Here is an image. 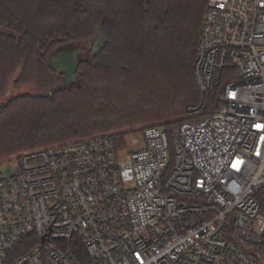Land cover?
<instances>
[{"label": "built area", "instance_id": "obj_1", "mask_svg": "<svg viewBox=\"0 0 264 264\" xmlns=\"http://www.w3.org/2000/svg\"><path fill=\"white\" fill-rule=\"evenodd\" d=\"M194 76L202 120L8 160L0 264H264V0H208Z\"/></svg>", "mask_w": 264, "mask_h": 264}, {"label": "trees", "instance_id": "obj_2", "mask_svg": "<svg viewBox=\"0 0 264 264\" xmlns=\"http://www.w3.org/2000/svg\"><path fill=\"white\" fill-rule=\"evenodd\" d=\"M207 7L208 0H0V99L11 81L42 92L0 105V159L101 136L124 145L141 126L171 132L212 114L223 82L206 95L203 114L187 113L201 100L194 67ZM99 39V51L80 59L77 81L56 89L65 74L53 69L55 54Z\"/></svg>", "mask_w": 264, "mask_h": 264}, {"label": "rangeland", "instance_id": "obj_3", "mask_svg": "<svg viewBox=\"0 0 264 264\" xmlns=\"http://www.w3.org/2000/svg\"><path fill=\"white\" fill-rule=\"evenodd\" d=\"M98 42H102V40L99 39ZM97 46L98 45H95L94 43L87 44V45L86 44H79V45L75 46L76 48L83 50V52L79 55V59L91 58V56L93 55V52L94 53L98 52V49L94 50V47H97ZM65 86H66V83L64 82V78H63L62 82L59 83V85L56 87V89H61V88H64ZM38 94H42V92L35 87H26V86L15 87L11 81V83L7 89V93L0 99V105L5 104L10 98H13V97H18V96H22V95H38ZM149 126L150 125H147V126L144 125V126H141L140 128H136L134 131L131 130V132H129L126 135L125 141H128L132 135H137V136L141 135L143 130ZM14 156L15 155L10 156L8 158L0 159V171L3 173V175L5 177L10 176V174L13 170V165L7 161L11 160Z\"/></svg>", "mask_w": 264, "mask_h": 264}, {"label": "water", "instance_id": "obj_4", "mask_svg": "<svg viewBox=\"0 0 264 264\" xmlns=\"http://www.w3.org/2000/svg\"><path fill=\"white\" fill-rule=\"evenodd\" d=\"M83 50L78 48L64 49L57 52L52 60V67L57 73H63L66 86L77 81V67L80 62L79 55Z\"/></svg>", "mask_w": 264, "mask_h": 264}, {"label": "snow or ice", "instance_id": "obj_5", "mask_svg": "<svg viewBox=\"0 0 264 264\" xmlns=\"http://www.w3.org/2000/svg\"><path fill=\"white\" fill-rule=\"evenodd\" d=\"M255 127H256V128H264V125H255ZM257 154H259V153H257ZM237 163H238V164H239V163H242V161H238Z\"/></svg>", "mask_w": 264, "mask_h": 264}, {"label": "flooded vegetation", "instance_id": "obj_6", "mask_svg": "<svg viewBox=\"0 0 264 264\" xmlns=\"http://www.w3.org/2000/svg\"><path fill=\"white\" fill-rule=\"evenodd\" d=\"M94 44H95V45H98L97 47H94V50L98 49V51H99V48H100V47H99V42L97 41V42H95ZM93 53H94V52H93Z\"/></svg>", "mask_w": 264, "mask_h": 264}]
</instances>
